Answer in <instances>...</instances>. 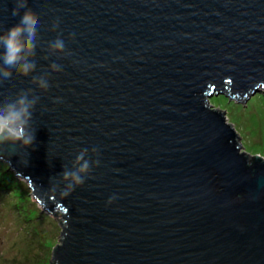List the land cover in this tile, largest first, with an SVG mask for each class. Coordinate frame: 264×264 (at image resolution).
I'll use <instances>...</instances> for the list:
<instances>
[{"label":"water","instance_id":"water-1","mask_svg":"<svg viewBox=\"0 0 264 264\" xmlns=\"http://www.w3.org/2000/svg\"><path fill=\"white\" fill-rule=\"evenodd\" d=\"M14 7L0 0V29L19 22ZM28 7L39 20L37 68L0 84V101L34 89L35 139L1 159L63 219L49 264H264V159L241 151L209 102L264 85V0ZM57 36L70 55L48 53ZM46 73L41 92L31 78ZM84 148L100 165L65 195L54 185Z\"/></svg>","mask_w":264,"mask_h":264},{"label":"rangeland","instance_id":"rangeland-1","mask_svg":"<svg viewBox=\"0 0 264 264\" xmlns=\"http://www.w3.org/2000/svg\"><path fill=\"white\" fill-rule=\"evenodd\" d=\"M209 102L225 112L241 151L264 159V85L242 98L213 93ZM62 223L33 197L27 179L0 158V264H49Z\"/></svg>","mask_w":264,"mask_h":264},{"label":"clouds","instance_id":"clouds-1","mask_svg":"<svg viewBox=\"0 0 264 264\" xmlns=\"http://www.w3.org/2000/svg\"><path fill=\"white\" fill-rule=\"evenodd\" d=\"M14 4L12 15H19V22L6 30L0 29V84L6 80H12L14 74L28 77L37 68L34 58L38 46L39 20L33 10L28 7V0H14ZM21 9H24L22 15ZM58 27L59 21H53L51 31H55ZM69 39H74V35L70 34ZM47 51L49 54L64 56L71 54L66 50L65 42L60 36L48 44ZM44 58L47 59V56ZM49 69L52 73L63 70L57 63L50 64ZM31 84L41 92H47L51 86L49 74L33 75ZM39 100L40 97L34 94V89L28 88L20 90L15 99L0 101V158H3L5 154H15L17 145L27 148L33 144L35 136L31 121ZM59 101L60 98L57 97L55 102ZM91 153L97 157L99 155L95 147L91 149ZM88 154L89 149H81L72 162L71 169L64 166V171L54 186L63 185L65 195L70 194L77 186L83 185L86 177L100 165L98 158L91 159ZM115 198V196L109 197L108 203L111 204Z\"/></svg>","mask_w":264,"mask_h":264}]
</instances>
